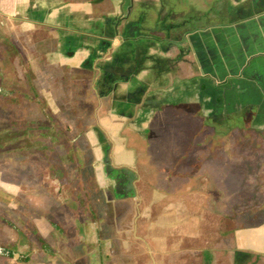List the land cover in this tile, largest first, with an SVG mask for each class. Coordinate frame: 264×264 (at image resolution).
<instances>
[{"label": "crops", "instance_id": "crops-1", "mask_svg": "<svg viewBox=\"0 0 264 264\" xmlns=\"http://www.w3.org/2000/svg\"><path fill=\"white\" fill-rule=\"evenodd\" d=\"M1 31L34 74L35 63L73 96L72 124L89 128L97 159L109 145L113 169L134 173V188L145 173L152 189L171 191L169 253L264 264V220L220 232L211 246L190 209L222 158L207 143L223 140L225 119L264 130V0H0Z\"/></svg>", "mask_w": 264, "mask_h": 264}, {"label": "rangeland", "instance_id": "rangeland-1", "mask_svg": "<svg viewBox=\"0 0 264 264\" xmlns=\"http://www.w3.org/2000/svg\"><path fill=\"white\" fill-rule=\"evenodd\" d=\"M1 35L7 33L1 31ZM41 68L34 63L36 83L56 113L52 119L65 132L60 134V141L50 142L48 136L46 142L60 157L53 159L61 160L65 166L71 180V193L68 187L60 190L59 183L48 175L44 149L37 145L32 154L23 153L22 147L28 148L31 144L29 134L5 130L11 113L1 106L0 100V264H201L197 252H185L184 248L176 253L168 252L167 243L174 241L173 237H168L173 230L169 229L166 213L171 191L152 189V183L147 180L152 175L140 173L136 191H129L126 197V188L120 195L116 193L110 174L119 170L111 165V170L107 171L105 157L88 159L94 167V180L90 179L88 168L69 157L66 138H76L81 131L86 134L89 128L72 124L75 116L68 110L69 104L67 111L59 107L60 98L72 95L63 93L59 79L56 82ZM23 107L29 118L44 120L35 102L26 101ZM41 132L35 130L31 139L43 140ZM224 138L223 150L227 154L217 161L212 159L209 174L227 190L229 202L241 201L249 192L252 194L253 189L248 188L254 183L245 181L242 171L228 161L233 141L232 136ZM90 145L93 151L91 142ZM258 175V181L264 183V171ZM197 177L192 175L195 185ZM67 195L72 197V202L65 198ZM214 197L201 190L194 191L190 200L192 216L202 215L200 223L193 218V227L198 224L202 239L211 246L215 245L217 234H229L239 225L227 219L222 223L215 221V210L220 207ZM244 221L250 223V220ZM191 244L197 248L205 245H200L196 239Z\"/></svg>", "mask_w": 264, "mask_h": 264}, {"label": "trees", "instance_id": "trees-1", "mask_svg": "<svg viewBox=\"0 0 264 264\" xmlns=\"http://www.w3.org/2000/svg\"><path fill=\"white\" fill-rule=\"evenodd\" d=\"M15 55L17 56V60L13 59ZM0 80L1 106L8 109L11 113L10 124L5 130L9 132L17 131L23 135L29 134L31 144L28 148L22 147L24 149L23 153L28 154L29 152H33V149L37 148V145L44 149L48 175L52 176L59 183L60 190L68 187L70 194L71 180L65 166L61 160L53 159L60 157L54 154L52 145L46 142L48 136L50 142L60 141V134L62 135L65 132L61 128V125L52 119V117H56V113L49 106L47 99L42 96L35 80V74L31 69V64L25 60L23 53L17 45L6 35L0 36ZM72 99V96L60 98L59 107L67 111V104H70ZM26 101L38 104V108L45 117L44 120L41 117L38 119L27 116L23 107ZM232 120L226 118L224 121L225 124L222 130L223 140L208 142L207 148L209 152L213 151V154L215 150L218 152L222 151V158H224V154H227L223 150L225 145L224 137L232 136L233 145L228 161L235 168H238L240 172L242 171L243 175H245V181L250 182V184L254 183L252 188H248L253 189L251 191L252 194L249 192L250 196L246 194V196L241 198V201H234L233 199L229 202L228 198H226L228 196L227 190L219 186L217 179H214L211 174H206L203 180L207 185L205 191L209 194H214L215 202L221 201L219 202L220 208L217 210L222 212L224 219L233 222L237 221L239 222L238 226H247L264 220V183L261 180L258 181V174L264 171V130L252 128L246 123L244 118ZM37 129L42 131L40 135L44 136L43 140L39 138L31 139V136ZM78 137H82V139H78ZM78 137L66 138L69 157L76 159L78 165L82 164L83 168H88L87 172L90 173V179L94 180V167L88 161V159L94 156L92 147L85 131H81ZM235 145L237 149H235ZM87 150L90 152L89 154L86 152ZM33 157H35L34 153ZM207 159L211 160L212 157L209 156ZM65 198L72 202L70 195H67ZM226 206L228 208H225ZM244 220H250V223ZM20 232L25 235L23 230H20Z\"/></svg>", "mask_w": 264, "mask_h": 264}, {"label": "flooded vegetation", "instance_id": "flooded-vegetation-1", "mask_svg": "<svg viewBox=\"0 0 264 264\" xmlns=\"http://www.w3.org/2000/svg\"><path fill=\"white\" fill-rule=\"evenodd\" d=\"M104 144L105 143H103V145ZM105 151H106V147H105ZM106 168H107L106 169L107 171H110L109 167H106ZM110 175L111 176L113 175L112 178L114 181V186L116 188V193L120 195L119 193H121V191H123L127 187L129 176H127L126 173L121 172V171H113V173H111Z\"/></svg>", "mask_w": 264, "mask_h": 264}, {"label": "water", "instance_id": "water-1", "mask_svg": "<svg viewBox=\"0 0 264 264\" xmlns=\"http://www.w3.org/2000/svg\"><path fill=\"white\" fill-rule=\"evenodd\" d=\"M105 146H106V151H105L106 154H105V160L104 161L107 164V167H109V169H110V167H111V159H110V156H109L110 148H109V145H105ZM127 173L130 175V177L128 178V184H127V187H126L127 192L124 194L125 196H128L129 191L130 192L131 191L135 192L134 179H135L136 175L134 173H132L131 171H127Z\"/></svg>", "mask_w": 264, "mask_h": 264}]
</instances>
